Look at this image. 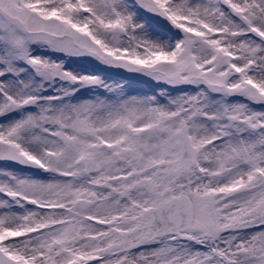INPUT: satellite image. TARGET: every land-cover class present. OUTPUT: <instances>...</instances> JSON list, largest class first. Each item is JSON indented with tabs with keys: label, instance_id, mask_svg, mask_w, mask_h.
<instances>
[{
	"label": "snow or ice",
	"instance_id": "snow-or-ice-1",
	"mask_svg": "<svg viewBox=\"0 0 264 264\" xmlns=\"http://www.w3.org/2000/svg\"><path fill=\"white\" fill-rule=\"evenodd\" d=\"M0 264H264V0H0Z\"/></svg>",
	"mask_w": 264,
	"mask_h": 264
},
{
	"label": "rangeland",
	"instance_id": "rangeland-1",
	"mask_svg": "<svg viewBox=\"0 0 264 264\" xmlns=\"http://www.w3.org/2000/svg\"><path fill=\"white\" fill-rule=\"evenodd\" d=\"M69 68H72L77 71H86V72H99L101 74H107V75H114L115 73L110 70H106L103 67L96 66L92 64L91 62H82V63H69L66 65ZM130 87L132 89H147L149 85L137 82V81H131Z\"/></svg>",
	"mask_w": 264,
	"mask_h": 264
}]
</instances>
